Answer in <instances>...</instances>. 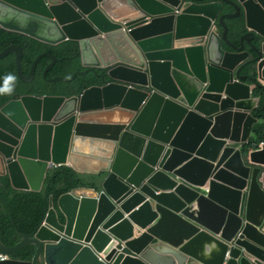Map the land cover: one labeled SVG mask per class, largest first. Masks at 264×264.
I'll return each mask as SVG.
<instances>
[{
    "label": "water",
    "instance_id": "obj_1",
    "mask_svg": "<svg viewBox=\"0 0 264 264\" xmlns=\"http://www.w3.org/2000/svg\"><path fill=\"white\" fill-rule=\"evenodd\" d=\"M225 4L236 13L222 14ZM242 11L250 32L239 47L226 20ZM0 31L78 43L86 70L69 79L47 78L51 54L24 76L23 50L7 48L0 60L15 54L23 82L43 58L49 82L108 78L70 98L16 95L0 108V177L13 189L41 192L62 166L103 177L62 195L33 235L0 241L9 256L34 245L32 261L0 264H264L262 168L238 146L258 121L243 70L256 62L264 82V0H0ZM103 112L120 120L92 126ZM98 130L110 134H88Z\"/></svg>",
    "mask_w": 264,
    "mask_h": 264
},
{
    "label": "trees",
    "instance_id": "obj_2",
    "mask_svg": "<svg viewBox=\"0 0 264 264\" xmlns=\"http://www.w3.org/2000/svg\"><path fill=\"white\" fill-rule=\"evenodd\" d=\"M230 11H233V7L226 4L225 12ZM228 24L231 27L230 40L236 45H241L242 37L248 32L245 15L236 20H228ZM11 46L23 50L21 68L24 76L29 75L34 60L42 54H51L59 60L48 72L47 78L69 79L73 74L86 70L81 62L78 43L75 41L53 47L19 34L0 31V54ZM51 62L49 58L40 60L34 79L26 83L17 74L15 54L0 60V88L4 86L6 76L15 77L11 84L12 92L0 93V108L16 95L70 98L92 86H102L108 79L106 76L98 77L95 73L89 72L86 75H77L70 82H49L43 74ZM246 71L254 76L250 82L256 84L254 95L260 99L259 105L253 111L258 121L254 124L249 141L242 146L245 160L250 164V153L259 149L264 142V85L257 80L258 65H255L253 71L250 67H247ZM102 179V176L81 174L71 167L62 166L48 172L41 192H26L14 190L7 177L0 178V200L3 205L0 208V241L7 247L15 246L21 241L20 233L33 235L39 229L48 209L51 206L57 208V201L62 195L81 187L98 188ZM35 252L36 247L28 245L14 253L12 258L29 262L32 261Z\"/></svg>",
    "mask_w": 264,
    "mask_h": 264
},
{
    "label": "clouds",
    "instance_id": "obj_3",
    "mask_svg": "<svg viewBox=\"0 0 264 264\" xmlns=\"http://www.w3.org/2000/svg\"><path fill=\"white\" fill-rule=\"evenodd\" d=\"M215 1H219V0H215ZM207 2H214V1H211V0H207ZM226 5V4H225ZM229 5V4H228ZM231 6V5H230ZM233 7V6H232ZM232 12H234V13H236V10H235V8L233 7V11H230V12H225V9H224V12L222 13V14H234V13H232ZM245 15V12L244 11H242V14H241V16L242 15ZM241 16H239V17H236V18H240ZM236 18H233V19H227L226 20V22H227V24H228V20H235ZM245 23H246V16H245ZM228 26L230 27V25L228 24ZM247 27V26H246ZM248 29V28H247ZM222 30L224 31V29L222 28ZM230 31H231V27H230ZM250 32V30L248 29V32H247V34ZM246 35V34H245ZM244 35V36H245ZM243 38V37H242ZM231 41V40H230ZM232 42V41H231ZM241 42H242V39H241ZM255 42H258L259 44L260 43H262L263 42V40H258V41H256L255 40ZM233 43V42H232ZM226 45V47L228 48V49H230L231 51H234L233 50V48H231V47H229L227 44H225ZM237 46H241V45H237ZM251 50V48H250V46H249V44L246 42V49H245V51H250ZM252 58V57H251ZM255 65H257V63L256 62H254V63H252V65H247L246 67H245V69L243 70V73L244 74H246V75H250V77H252L253 75L251 74V73H248L247 71H246V68L247 67H250L251 68V70L253 71L254 69H255ZM253 67H254V69H253ZM17 71V70H16ZM259 72V71H258ZM258 77H259V74H258V76H257V80H258ZM15 80V77L14 76H12V75H8V76H6L5 77V80H4V86L2 87V88H0V93H11L12 92V88H11V84H12V82ZM250 78L249 79H247V82H249L250 84H252V86L254 87V89H253V94H254V90H255V87H256V84H254V83H251L250 82ZM258 82H260L259 80H258ZM261 84H263L264 85V82H260ZM254 97H255V95H254ZM256 98H258V97H256ZM259 102H260V99H259ZM258 105H259V103H258ZM257 105V106H258ZM4 106V105H3ZM257 106H256V108H257ZM256 108H254V110L256 109ZM253 110V111H254ZM254 114V113H253ZM256 117V116H255ZM253 133V132H252ZM243 144L244 143H242V144H239L238 146H239V148H241L242 149V146H243ZM240 145H241V147H240ZM264 149V142L262 143V145H261V147L259 148V149H257V150H254V151H258V150H263ZM243 152V151H242ZM252 153H253V151L250 153V156L252 155ZM250 162H251V160H250ZM249 165H251L252 167H254L253 165H252V163H250ZM255 167H261L262 168V171H261V174H260V178H261V180L263 181L264 180V167L263 166H255ZM254 167V168H255ZM50 171V170H49ZM90 175V174H89ZM5 177H7V176H5ZM0 178H2V177H0ZM8 178V177H7ZM9 179V178H8ZM10 181V180H9ZM263 184H264V181H263ZM11 185V184H10ZM43 186H44V184H43ZM82 188V187H81ZM78 189V188H77ZM15 190V189H14ZM42 190H43V188H42ZM75 190V189H74ZM19 191V190H18ZM27 192V191H26ZM28 192H31V191H28ZM67 194V193H66ZM0 203H1V200H0ZM2 204V203H1ZM3 206V205H2ZM54 207V206H53ZM56 208V207H55ZM1 254H3V253H1ZM3 255H6V254H3ZM8 257H9V259L10 258H12V256H9V255H7ZM8 259V260H9ZM13 259V258H12ZM7 261V260H6ZM2 262V261H1Z\"/></svg>",
    "mask_w": 264,
    "mask_h": 264
},
{
    "label": "crops",
    "instance_id": "obj_4",
    "mask_svg": "<svg viewBox=\"0 0 264 264\" xmlns=\"http://www.w3.org/2000/svg\"><path fill=\"white\" fill-rule=\"evenodd\" d=\"M99 112H101V111H99ZM95 114H96V117H94L93 119H89V120H91L93 122V124H95V125H92V126H95V127H98V128H105L107 126H111L112 125L111 123H114L116 121L115 118H111V116L108 117V115L106 113H104V112L103 113H95ZM88 134L90 136L106 137V136H109L110 133L106 132V131L98 130V131H91ZM88 141H90V140H88ZM88 146H89V144H87L86 147L88 148ZM240 147H241V145H240ZM254 152L255 151H253L252 155L250 156V160H251L252 165L254 167L257 166V165L264 167V159L256 160L254 158Z\"/></svg>",
    "mask_w": 264,
    "mask_h": 264
},
{
    "label": "bare ground",
    "instance_id": "obj_5",
    "mask_svg": "<svg viewBox=\"0 0 264 264\" xmlns=\"http://www.w3.org/2000/svg\"><path fill=\"white\" fill-rule=\"evenodd\" d=\"M115 118H118V120H120V117H118V116H115ZM83 146H84V150H87L86 145H83ZM254 158L256 160H262V159H264V150L255 151L254 152Z\"/></svg>",
    "mask_w": 264,
    "mask_h": 264
},
{
    "label": "built area",
    "instance_id": "obj_6",
    "mask_svg": "<svg viewBox=\"0 0 264 264\" xmlns=\"http://www.w3.org/2000/svg\"><path fill=\"white\" fill-rule=\"evenodd\" d=\"M8 259H9V257L7 255H3V254L0 253V262L1 261H6Z\"/></svg>",
    "mask_w": 264,
    "mask_h": 264
},
{
    "label": "flooded vegetation",
    "instance_id": "obj_7",
    "mask_svg": "<svg viewBox=\"0 0 264 264\" xmlns=\"http://www.w3.org/2000/svg\"><path fill=\"white\" fill-rule=\"evenodd\" d=\"M232 13H234V12H232ZM236 19H238V18H236ZM236 19H235V20H236Z\"/></svg>",
    "mask_w": 264,
    "mask_h": 264
}]
</instances>
